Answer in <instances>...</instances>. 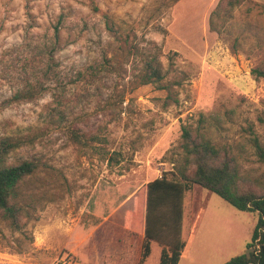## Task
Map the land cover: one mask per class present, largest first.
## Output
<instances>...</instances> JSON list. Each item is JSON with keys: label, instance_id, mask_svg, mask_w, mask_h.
<instances>
[{"label": "rangeland", "instance_id": "rangeland-1", "mask_svg": "<svg viewBox=\"0 0 264 264\" xmlns=\"http://www.w3.org/2000/svg\"><path fill=\"white\" fill-rule=\"evenodd\" d=\"M212 20V23H211ZM156 56L160 82H142ZM264 0H0V145L32 161L0 264H139L146 185L196 169L191 140L264 194ZM179 264L244 253L258 213L185 181ZM142 264H159L151 242Z\"/></svg>", "mask_w": 264, "mask_h": 264}, {"label": "trees", "instance_id": "trees-1", "mask_svg": "<svg viewBox=\"0 0 264 264\" xmlns=\"http://www.w3.org/2000/svg\"><path fill=\"white\" fill-rule=\"evenodd\" d=\"M231 5L240 0H227ZM212 23V20H211ZM142 82H160L164 78L162 64L156 56L143 60ZM257 77H264V69H253ZM187 155L194 158L196 169L191 174L183 168L181 179L157 177L146 185L145 208L140 224L143 236L139 264L151 253V242L161 245L159 264H179L185 246L182 239L185 181L197 183L218 194L229 204L243 211L258 213L257 223L244 253L238 254L224 264H264V194L240 191L237 175L229 160L218 162L220 149L208 139L191 140L189 129H183ZM13 143L5 139L0 145V215L19 220L23 210L16 198L18 185L25 176L32 173L35 164L21 160L8 163L6 155ZM258 154L264 159V146L258 145Z\"/></svg>", "mask_w": 264, "mask_h": 264}, {"label": "crops", "instance_id": "crops-1", "mask_svg": "<svg viewBox=\"0 0 264 264\" xmlns=\"http://www.w3.org/2000/svg\"><path fill=\"white\" fill-rule=\"evenodd\" d=\"M152 244V243H151ZM186 245H187V243H186ZM186 245H185V247H186ZM182 255H183V253H182Z\"/></svg>", "mask_w": 264, "mask_h": 264}]
</instances>
